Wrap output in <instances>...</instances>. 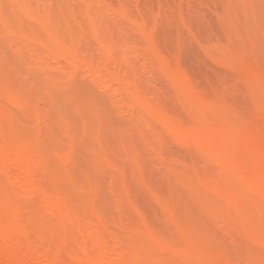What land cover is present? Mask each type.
Masks as SVG:
<instances>
[{
	"label": "bare ground",
	"instance_id": "6f19581e",
	"mask_svg": "<svg viewBox=\"0 0 264 264\" xmlns=\"http://www.w3.org/2000/svg\"><path fill=\"white\" fill-rule=\"evenodd\" d=\"M184 1L0 0V264H264V0L191 36L207 94Z\"/></svg>",
	"mask_w": 264,
	"mask_h": 264
},
{
	"label": "rangeland",
	"instance_id": "374dc122",
	"mask_svg": "<svg viewBox=\"0 0 264 264\" xmlns=\"http://www.w3.org/2000/svg\"><path fill=\"white\" fill-rule=\"evenodd\" d=\"M145 1L148 3L149 6H153L154 8L156 7L157 1H159L161 3L162 7H163V15H164V17L168 18V16L169 17L171 16L170 15V13H171L170 10H172V8H173V2H174V0H145ZM192 1L193 2H191V0H185L183 2L184 13H185L186 16H188V18H191V19H189V21H190L189 22L190 23L189 27H190V31L191 32L190 33H187L184 30H181V29L179 30L178 27L174 23H172L170 25H166L165 23H162V25H160L159 31H158V36H159L158 37V44H159L158 46L160 47L161 50L163 49L162 50L163 53L165 55H167V57L169 55L168 58H170V57H172V54L175 52L174 51L175 49H173V50L171 49V48H173L175 46V43H174V46L172 45L173 44L172 43L173 42V39L175 38L174 39V41H175L176 40V36L178 34H179V37L180 36H183L184 38L181 37L182 38V41L184 39H185V41L182 43V46L184 47V48L182 47L183 49L181 48L183 50V51H181L182 54H180L181 52L179 51L180 52L179 53L180 54L179 55L180 56L179 59H180V63H182L181 66L183 65L182 67L183 68L185 67L186 73L189 72V73H187L188 74L187 76L188 77L190 76L189 78L193 82H196V84H199L200 83L198 86L201 85V88H203L204 93L206 92V94H207V93H210V90L209 89H211L212 86L214 85L213 83L211 85V82L216 81V78L217 77H220L221 78V76L224 75V74H227L228 75L227 77H230V76L228 74V71H225V72H227V73H225L223 70H221V68H219L217 65L215 66L214 63L210 62L209 59H207V57L200 51L198 42L194 41V39L191 36L192 35L195 36L198 39L199 43H201V41L203 42L207 37H210L212 39H215V37L216 38H219L220 37V34L218 32V15L220 13V9L218 7V1L219 0H192ZM187 9H189V10H187ZM181 34H184V35H181ZM161 35H162V37H161ZM188 41H189V43H188ZM170 44H171V46H169ZM169 52H170V54H169ZM202 67L205 68L203 71H202ZM207 69L209 71H207ZM199 70H201V71H199ZM209 72L211 74L212 73L213 74L211 75ZM217 72L220 73V74H222V75L219 76V74ZM207 73H209L208 74L209 77L206 75ZM203 74H204V77H201V76H203ZM214 74H218V75H215L214 76ZM198 77L201 78L202 80L199 79ZM209 78H210V80H208ZM225 78H226V75H225ZM211 80H213V81H211ZM218 80H219V78L217 79V82H219ZM207 81L210 82V83H207ZM159 82H160V84H159L160 85V88L162 87L161 85H163L162 88H164L165 87L164 84L161 81H159ZM217 82H214V83L215 84H218ZM202 85H204V87ZM208 85L211 86V87H208ZM214 87L215 88L217 87L216 89H218V86L217 85L216 86L214 85ZM165 89H166V87L164 89H161L162 96L164 97L163 99L167 100L168 102L170 101L169 102L170 103L169 105L172 106L173 104L171 105V103H172L171 102V96L169 95V93H167L168 90L167 89L165 90ZM205 89H207V90L205 91ZM164 94H166V96L167 95H169V96L165 97ZM242 94L243 93H241V92L239 94H237L238 97L241 95L240 98H238L239 100L237 99V96L236 95H235L236 97L233 96L235 98L234 99V98H232V95L233 94L232 95L227 94L228 97L230 98V102L229 103H231L233 106H235L233 104V101L235 100L234 103L237 104L239 107L241 106L243 108L242 104L245 103V101L241 100V102H240V99H242L241 97L244 96ZM227 95H226V98H227ZM244 100H245V98H244ZM246 105H248V104L246 103L244 106L246 107ZM239 107H238V109H239ZM241 107H240V109H242ZM243 109H245V108H243ZM245 112H246L247 115H249L248 117H251L252 116V109H251L250 106L249 107L247 106V109H245ZM244 116H246V115H244ZM175 151H176V149H175ZM176 152H179V151H176ZM127 170H128V168H126V173H128V171H129V170L128 171ZM154 176H155V174H154ZM156 177L157 178H155L156 179L155 181L161 180V179H158L159 178L158 177V174H157ZM157 182H156V185H157ZM159 183L162 184V185H160V186L158 185L159 188L157 189V187H156V190H158V193L161 192V191L163 192V193H160V194H165L166 193L165 190H166V186H167V185L165 186L166 183L164 185H163V183H164L163 181H160ZM134 191H135V189H134ZM137 191H135V193L138 196V198H140L138 200V201H140L139 203L140 204H145L147 202L146 206H148V208H150V210L154 213L155 218H156V220L158 222L157 225H161V223H160L159 210L157 209V207L155 206L156 207L155 208L154 205L152 207L151 206L152 204H149V199L147 198V196H146V198H147L148 201H146V198L143 197V194L144 193H142L139 190H137Z\"/></svg>",
	"mask_w": 264,
	"mask_h": 264
}]
</instances>
